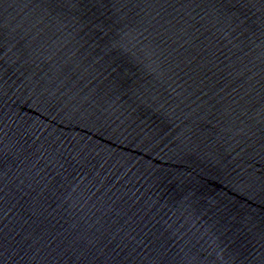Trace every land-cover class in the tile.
<instances>
[{"label":"water","instance_id":"obj_1","mask_svg":"<svg viewBox=\"0 0 264 264\" xmlns=\"http://www.w3.org/2000/svg\"><path fill=\"white\" fill-rule=\"evenodd\" d=\"M0 264H264V0H0Z\"/></svg>","mask_w":264,"mask_h":264}]
</instances>
